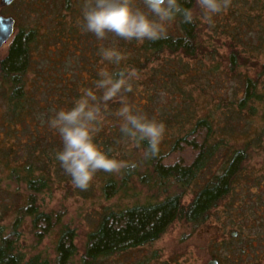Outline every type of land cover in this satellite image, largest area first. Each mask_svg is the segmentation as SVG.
Returning a JSON list of instances; mask_svg holds the SVG:
<instances>
[{
	"label": "trees",
	"instance_id": "trees-1",
	"mask_svg": "<svg viewBox=\"0 0 264 264\" xmlns=\"http://www.w3.org/2000/svg\"><path fill=\"white\" fill-rule=\"evenodd\" d=\"M26 1L30 10L35 9L34 4L48 5L46 0ZM179 2L194 10L196 22L184 24L178 17L169 38L156 42H128L111 33L107 39L98 40L81 28L84 0H61L69 20L61 15L62 26L57 33L43 29L41 18L29 26L19 25L0 58V133L5 139L0 146V178L8 181L5 193L16 197L1 206L0 264H102L152 245L175 222L189 223L194 230L205 226L215 208L241 194L245 163L264 138V6L245 15L260 28L255 32L258 43L251 48L254 59L245 56L236 31L224 61L202 71V60L213 59L216 53L203 43L196 0ZM239 23L234 29L239 30ZM52 44L59 47L53 49ZM102 46L117 48L127 59L118 66L102 62ZM189 61L197 66L191 68ZM153 63L157 66L151 67ZM221 64L230 84L226 93L218 95L213 90L214 96L204 86L199 92L209 98L199 100L196 88L188 86L218 72ZM149 67L154 71L153 80L146 83L141 77ZM247 67L256 69L254 76L243 72ZM101 69L110 73L134 69L138 78L132 81L133 91L124 98L134 110L162 121L166 132L159 157L145 159L146 143L137 147L119 130L120 99L109 101L94 141L108 155L134 162L137 167L130 173L97 172L89 188L82 191L73 186L55 158L62 143L48 120L53 110L72 107L82 89L94 88ZM164 98L167 104L162 102ZM255 120L261 123L258 129ZM9 141L11 144L5 145ZM10 182L17 185L12 190ZM193 186L196 189L185 203L184 197ZM58 190L63 200L99 195L104 200L118 198L126 203L102 208L80 254L75 230L61 226L63 212L40 210L39 196ZM10 215L7 224L2 222ZM26 218L38 241L61 227L52 258L33 255L25 259L17 250Z\"/></svg>",
	"mask_w": 264,
	"mask_h": 264
},
{
	"label": "rangeland",
	"instance_id": "rangeland-1",
	"mask_svg": "<svg viewBox=\"0 0 264 264\" xmlns=\"http://www.w3.org/2000/svg\"><path fill=\"white\" fill-rule=\"evenodd\" d=\"M46 1H48L47 8L34 4L35 9L30 10L26 0H14L10 5L0 8V15L12 16L15 19L14 33L18 30L19 25L29 26L33 22H37L39 18L42 19L43 29L48 27L57 33L62 26L59 20H63L61 15L65 14L66 22L69 18L62 10L61 0ZM262 6H264V0H231V5L226 12L213 17L214 26H210L200 18L201 13L198 9L203 43L208 50H213L216 53L213 59L204 58L202 60L200 66L202 71L212 69L216 62L224 61L228 52L227 45L232 35L236 36V31L239 32L240 42H242L240 48L244 50L245 56L254 59V54H252L254 52L251 51V48L258 43L255 32L260 28H258V23L252 22L246 16L251 11H258ZM238 13L242 16V21H239ZM76 19L75 21H79L78 18ZM238 23L239 30H236L234 27ZM173 29L174 24L172 23L168 31L172 32ZM9 42L0 48V58L5 55ZM56 47L59 46L51 45L53 49ZM259 59L262 62L261 55ZM189 63L191 68L197 66L195 61H189ZM224 64L220 65L217 69L218 72L213 71L208 76L200 77L196 84L188 86L196 88L199 100L206 101L209 98L199 92L204 86L207 90H211V93L213 90H217L218 95L226 93L230 84L222 73ZM155 66H157L156 63L151 65V67ZM151 67L141 77L146 83H151L153 80L154 71L152 72ZM255 71L256 69L252 67L243 69V72L249 76H254ZM154 80L157 79L154 78ZM213 93L214 96L217 95L215 92ZM162 102L167 104L168 99L164 98ZM1 110L0 107V112ZM257 115H260L259 110ZM254 124L257 128L261 123L259 120H255ZM3 136L4 133L1 132L0 146L5 140ZM22 140L25 141L26 137H22ZM8 144L11 142L5 143V145ZM244 174V188L241 194L233 199H226L215 208L205 226L194 230L189 223L175 222L152 245L130 250L126 254L115 256L102 264H206L210 259H216L218 264H264V138L261 147L257 148L254 156L245 163ZM1 180L0 178V214L2 204H10L16 200L15 195L5 193L7 179ZM16 186L15 182H10V189H14ZM20 186L22 185L20 184ZM195 189L196 187L193 186L184 197L185 203L190 200ZM62 198L61 190L52 195L41 194L39 196L40 210L53 213L63 212L61 226L75 230V244L80 254L85 244L86 234L96 223L102 208L126 203L118 198L104 200L99 195L87 199L78 195L65 200ZM11 218L10 215L2 222L7 224ZM60 229V226L54 228L42 240L38 241L31 227L30 219L26 218L22 225V235L18 241L17 250L24 255L25 259L33 255L52 258L55 254L54 246ZM232 232H236V235L231 236Z\"/></svg>",
	"mask_w": 264,
	"mask_h": 264
},
{
	"label": "clouds",
	"instance_id": "clouds-1",
	"mask_svg": "<svg viewBox=\"0 0 264 264\" xmlns=\"http://www.w3.org/2000/svg\"><path fill=\"white\" fill-rule=\"evenodd\" d=\"M196 3L200 18L214 26L213 17L226 12L231 0H196ZM82 17V30L94 34L98 40L107 39L111 33L122 40L141 44L167 40L168 29L178 17L184 24L196 22L194 10L183 7L179 0H84ZM99 54L102 62L117 66L127 59L115 47L102 46ZM98 76L94 88L82 89L72 107L53 110L54 115L48 120L49 127L56 131L62 143L55 158L71 177L73 186L82 191L89 188L97 172L112 174L127 170L130 173L137 167L134 162L108 155L94 141L104 123L109 101L120 99L119 130L137 147L146 143L145 159L159 157L166 132L162 121L134 110L124 98L126 93L133 91L132 81L138 78L134 69H121L118 73L101 69Z\"/></svg>",
	"mask_w": 264,
	"mask_h": 264
},
{
	"label": "water",
	"instance_id": "water-1",
	"mask_svg": "<svg viewBox=\"0 0 264 264\" xmlns=\"http://www.w3.org/2000/svg\"><path fill=\"white\" fill-rule=\"evenodd\" d=\"M14 0H0V8L10 5ZM15 31V19L12 16L0 15V48L9 42ZM232 236L236 232L231 233ZM206 264H218L216 259H210Z\"/></svg>",
	"mask_w": 264,
	"mask_h": 264
}]
</instances>
